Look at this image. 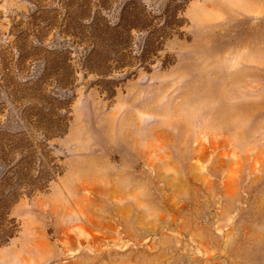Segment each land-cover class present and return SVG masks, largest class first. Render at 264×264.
I'll return each mask as SVG.
<instances>
[{
	"label": "rangeland",
	"instance_id": "obj_1",
	"mask_svg": "<svg viewBox=\"0 0 264 264\" xmlns=\"http://www.w3.org/2000/svg\"><path fill=\"white\" fill-rule=\"evenodd\" d=\"M0 264H264V0H0Z\"/></svg>",
	"mask_w": 264,
	"mask_h": 264
}]
</instances>
